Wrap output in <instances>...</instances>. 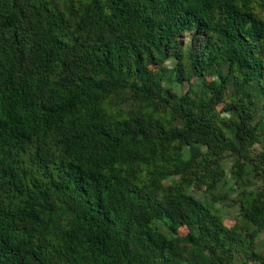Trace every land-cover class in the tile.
<instances>
[{"label": "trees", "instance_id": "trees-1", "mask_svg": "<svg viewBox=\"0 0 264 264\" xmlns=\"http://www.w3.org/2000/svg\"><path fill=\"white\" fill-rule=\"evenodd\" d=\"M0 264H264V0H0Z\"/></svg>", "mask_w": 264, "mask_h": 264}, {"label": "rangeland", "instance_id": "rangeland-1", "mask_svg": "<svg viewBox=\"0 0 264 264\" xmlns=\"http://www.w3.org/2000/svg\"><path fill=\"white\" fill-rule=\"evenodd\" d=\"M171 64H172V61L168 62L169 66ZM185 87H187V84H185ZM227 180H228V182H230V184L233 182V179L229 175H227ZM194 194L197 197L202 198V195H201V193L199 191H195ZM217 206H219V207L224 206L223 215L225 216L226 222L233 223V222L239 220L236 208L225 206V205H223V203H220V202L217 203Z\"/></svg>", "mask_w": 264, "mask_h": 264}]
</instances>
